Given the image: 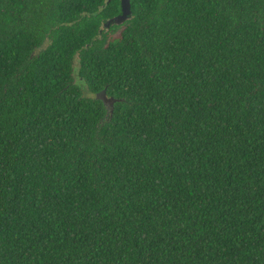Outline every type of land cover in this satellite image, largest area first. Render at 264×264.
Here are the masks:
<instances>
[{"label":"trees","instance_id":"1","mask_svg":"<svg viewBox=\"0 0 264 264\" xmlns=\"http://www.w3.org/2000/svg\"><path fill=\"white\" fill-rule=\"evenodd\" d=\"M131 9L0 0V264H264V0Z\"/></svg>","mask_w":264,"mask_h":264},{"label":"water","instance_id":"2","mask_svg":"<svg viewBox=\"0 0 264 264\" xmlns=\"http://www.w3.org/2000/svg\"><path fill=\"white\" fill-rule=\"evenodd\" d=\"M120 7H121L120 14H118L114 18H111L104 24V27L106 29H109L113 25L121 26L126 21L131 19L132 17L131 0H120ZM97 99L101 100L105 104V106L109 108L111 111L113 110V105L116 102V100L114 98L107 97L105 90L97 94Z\"/></svg>","mask_w":264,"mask_h":264}]
</instances>
